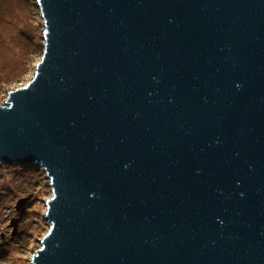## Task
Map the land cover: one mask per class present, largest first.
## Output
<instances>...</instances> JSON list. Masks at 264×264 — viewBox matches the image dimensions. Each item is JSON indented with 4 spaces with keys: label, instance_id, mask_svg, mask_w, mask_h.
<instances>
[{
    "label": "water",
    "instance_id": "obj_1",
    "mask_svg": "<svg viewBox=\"0 0 264 264\" xmlns=\"http://www.w3.org/2000/svg\"><path fill=\"white\" fill-rule=\"evenodd\" d=\"M0 163L52 195L31 264H264V0H37Z\"/></svg>",
    "mask_w": 264,
    "mask_h": 264
},
{
    "label": "rangeland",
    "instance_id": "obj_2",
    "mask_svg": "<svg viewBox=\"0 0 264 264\" xmlns=\"http://www.w3.org/2000/svg\"><path fill=\"white\" fill-rule=\"evenodd\" d=\"M43 30L37 0H0V104L33 77ZM51 195L39 165L0 163V264H31L49 229L44 212Z\"/></svg>",
    "mask_w": 264,
    "mask_h": 264
}]
</instances>
